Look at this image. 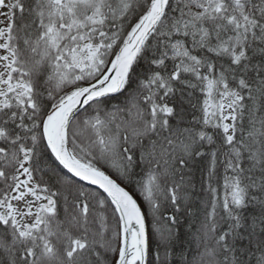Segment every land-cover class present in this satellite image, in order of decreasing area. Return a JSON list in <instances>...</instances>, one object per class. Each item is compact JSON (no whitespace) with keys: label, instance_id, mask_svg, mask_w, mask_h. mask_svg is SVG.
I'll list each match as a JSON object with an SVG mask.
<instances>
[{"label":"snow or ice","instance_id":"snow-or-ice-1","mask_svg":"<svg viewBox=\"0 0 264 264\" xmlns=\"http://www.w3.org/2000/svg\"><path fill=\"white\" fill-rule=\"evenodd\" d=\"M0 264H264V0H0Z\"/></svg>","mask_w":264,"mask_h":264},{"label":"trees","instance_id":"trees-1","mask_svg":"<svg viewBox=\"0 0 264 264\" xmlns=\"http://www.w3.org/2000/svg\"><path fill=\"white\" fill-rule=\"evenodd\" d=\"M197 181H199V175L197 174ZM197 189L199 190V184H197ZM181 231L183 232L184 229H181Z\"/></svg>","mask_w":264,"mask_h":264}]
</instances>
